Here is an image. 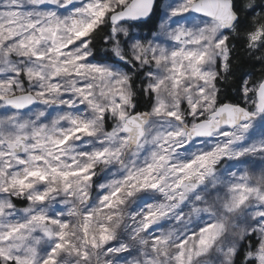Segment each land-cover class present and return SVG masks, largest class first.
I'll return each mask as SVG.
<instances>
[{
	"label": "snow or ice",
	"instance_id": "6c2138e0",
	"mask_svg": "<svg viewBox=\"0 0 264 264\" xmlns=\"http://www.w3.org/2000/svg\"><path fill=\"white\" fill-rule=\"evenodd\" d=\"M0 264H264V0H0Z\"/></svg>",
	"mask_w": 264,
	"mask_h": 264
},
{
	"label": "trees",
	"instance_id": "16d2710c",
	"mask_svg": "<svg viewBox=\"0 0 264 264\" xmlns=\"http://www.w3.org/2000/svg\"><path fill=\"white\" fill-rule=\"evenodd\" d=\"M239 55H241V56H242L243 54L241 53V54H239ZM235 63H237V64H238V63H239V60L235 61ZM256 73H257V75L259 74V69H258V68L256 69Z\"/></svg>",
	"mask_w": 264,
	"mask_h": 264
}]
</instances>
